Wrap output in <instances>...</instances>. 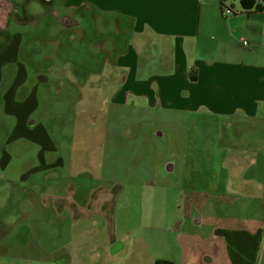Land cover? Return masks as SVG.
<instances>
[{"label":"rangeland","instance_id":"1","mask_svg":"<svg viewBox=\"0 0 264 264\" xmlns=\"http://www.w3.org/2000/svg\"><path fill=\"white\" fill-rule=\"evenodd\" d=\"M8 1L36 17L11 24L10 30L23 36L24 49L40 52L33 54L35 61H56L52 67L62 73L57 74L58 84L66 95L56 96L50 80L42 84L52 88L61 112L52 155L61 158L62 167L25 171L38 162L36 148L8 147L10 170L0 171V264H150L146 253L166 256L171 264H228L214 227L264 226V220L254 219L256 211L262 217L264 208L245 204L256 199V189L264 191V155L255 159L253 154L264 151V127L220 126L213 116L149 108L136 97L127 105L112 106L108 101L120 82L79 81L97 66L88 41L94 34L98 40H113L120 51L112 19L77 10L73 16L86 38L60 25L54 37L58 46L45 37L46 27L52 12L59 18L71 12L63 6L67 0ZM228 2L241 10L237 0ZM230 184L234 189H228ZM95 192L105 202L101 209L89 202ZM192 194L209 201L196 225L182 220L183 202ZM218 194L237 198L232 206L217 204ZM258 199L264 202V192ZM72 201L85 212L72 208ZM209 254L214 262L204 263Z\"/></svg>","mask_w":264,"mask_h":264},{"label":"crops","instance_id":"2","mask_svg":"<svg viewBox=\"0 0 264 264\" xmlns=\"http://www.w3.org/2000/svg\"><path fill=\"white\" fill-rule=\"evenodd\" d=\"M40 1L51 3V0ZM237 1L241 10L228 0H67L63 6L71 12L62 16L74 22L73 30L81 39L86 34L73 16L80 9L90 14L95 12L94 17L98 19L100 15L111 18L119 31L114 40L118 43L116 38H120V51L106 37L98 40L94 34L93 40L89 38L94 51L91 57L97 66L82 74L79 81L84 85L93 79L98 85L107 80L120 82L108 101L112 106L127 105L130 98L136 97L149 108L158 106L190 115L213 116L220 126L229 122L230 127L256 128L257 123L262 129L264 117L259 119L264 114V2ZM0 2L5 6V9L0 7V127H6V130L0 129V171L10 170L12 155L8 147L17 144H31L36 148L38 162L25 171L62 167L61 158L52 155L57 151L54 129L61 112L54 105L52 88H41L50 80L56 96H65L58 84L57 74L62 73L53 70L56 61L51 58L35 61L33 54L40 52L36 48L24 49L23 36L10 30L11 24L23 25L35 19L33 13L13 7L8 0ZM257 5L262 10H256ZM222 6L230 8L232 14L223 17ZM50 16L52 23L46 27L45 35L49 40L57 35L62 17L57 12ZM97 26L93 30L98 31ZM244 41L247 46L242 45ZM53 43L59 46L57 37ZM69 84L73 88L78 86L75 82ZM32 117L36 118L30 120ZM253 154L255 159H261L264 151L258 149ZM236 159L240 160V155ZM228 187L234 189L232 184ZM262 192V188L256 189V199L245 204L264 208L261 206L264 202L259 203L261 199H258ZM71 195L75 197L76 190ZM216 196L217 204L229 206L237 198ZM89 202L100 209L105 204L96 192ZM70 203L77 212H85L80 203L79 207L74 201ZM208 203V199L200 201L193 194L187 197L183 202L182 220L199 224ZM195 210H199V217L193 216ZM258 212L254 219L264 220V212L257 218ZM213 234L222 241L228 264H264V226L252 230L216 226ZM146 254L150 264L171 261L163 255ZM213 262L212 255L204 256V263Z\"/></svg>","mask_w":264,"mask_h":264},{"label":"flooded vegetation","instance_id":"3","mask_svg":"<svg viewBox=\"0 0 264 264\" xmlns=\"http://www.w3.org/2000/svg\"><path fill=\"white\" fill-rule=\"evenodd\" d=\"M74 22L69 18V17H61L60 19V25L64 28V29H69L72 30L74 29V27H72V24Z\"/></svg>","mask_w":264,"mask_h":264},{"label":"built area","instance_id":"4","mask_svg":"<svg viewBox=\"0 0 264 264\" xmlns=\"http://www.w3.org/2000/svg\"><path fill=\"white\" fill-rule=\"evenodd\" d=\"M221 14H222L223 17L229 16V15L232 14V10L230 8H228V7H224V8H222ZM242 45L243 46H247V43L244 41L242 43Z\"/></svg>","mask_w":264,"mask_h":264},{"label":"trees","instance_id":"5","mask_svg":"<svg viewBox=\"0 0 264 264\" xmlns=\"http://www.w3.org/2000/svg\"><path fill=\"white\" fill-rule=\"evenodd\" d=\"M262 1L264 2V0H262ZM242 5H243V7H246L245 4L242 3ZM255 8H256V10H262L261 5H257V6H255ZM154 264H171V263L168 261H156Z\"/></svg>","mask_w":264,"mask_h":264}]
</instances>
